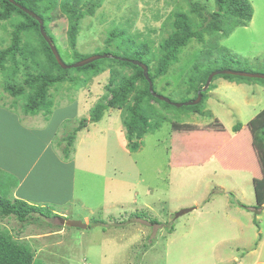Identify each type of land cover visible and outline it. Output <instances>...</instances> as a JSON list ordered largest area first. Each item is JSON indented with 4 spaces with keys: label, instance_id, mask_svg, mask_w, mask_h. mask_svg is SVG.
Returning <instances> with one entry per match:
<instances>
[{
    "label": "rangeland",
    "instance_id": "374dc122",
    "mask_svg": "<svg viewBox=\"0 0 264 264\" xmlns=\"http://www.w3.org/2000/svg\"><path fill=\"white\" fill-rule=\"evenodd\" d=\"M69 1L84 14L79 22L75 48L72 49L68 41L71 20L58 5L49 12L46 25L62 62L69 66L79 62V58L110 55L94 64L102 70L98 74L85 68L60 70L50 60L35 28L22 33L23 64L17 56L19 64L15 75H12L14 66L9 61L4 63V72L0 71L2 198L11 199L10 193L18 180L10 173L20 172L19 167L36 162L35 166L52 168L47 162L50 152L60 151L63 155L62 138L79 120L88 118L90 109L106 93L111 75L118 81L133 73V69L113 63L109 58L122 59L128 47L132 50L149 48L151 56H158L162 40L172 32L176 12L185 13L197 30L203 18L192 11L191 4L204 5L209 13L215 10L214 0ZM248 1L252 8H261L255 9L258 25L253 10L250 25L234 29L224 39L216 35L214 38L228 54L212 51L213 62L208 71L239 69L264 75V26L261 27L264 25V0ZM94 3L99 7L91 13L88 7ZM20 4L26 9L31 7L28 3ZM38 11L41 13L40 8ZM21 22L28 23L19 14H14L9 21H0V50L10 45L13 25ZM109 38L113 40L111 44H108ZM212 39L207 34L203 42L192 39L180 51L178 60L169 66L167 74L154 80L156 95L178 104L191 99L193 94H187L188 70L207 53ZM127 41L130 43L126 44ZM140 55L143 61L148 57ZM23 65L32 74L45 71L66 77L65 82L49 88L48 102L52 108L48 117L42 112L36 117L25 113L23 108L29 89L15 97L3 90L8 81L21 83ZM218 80L223 78L214 79ZM212 83L211 80V88ZM242 85L243 88L234 85L218 92L208 91L207 103L218 117L217 123L210 128L198 125L208 123V117L194 114L186 107L171 106L164 110L161 104L149 102L157 110V116L163 114L167 121L145 135L136 152H130L127 147L123 126L125 114L107 110L104 121L110 115L111 131L102 139L86 141L77 150L76 157L79 165L86 168L81 177L87 179V185L92 181L88 203L96 210L90 214L80 202L59 209L58 204L51 203L57 207H48L55 212L65 210L67 215H51L48 219L35 216L25 223L14 217L0 216V232L7 231L15 240L26 243L34 253L35 264H264V148L253 145L257 130L264 127V83L251 79ZM217 93L220 97L215 99L213 95ZM246 96H252L253 109L260 114L248 125L250 132L246 129L238 134L232 127L233 137L228 138L223 128L228 130L230 115L234 125L240 122L238 118L243 124L250 120L245 107L247 101L244 102ZM228 103L236 106L235 109L229 108ZM203 110L210 112L207 108ZM97 132L91 128L89 136ZM250 151L256 156L254 161L248 159L241 163L240 155H244L241 152ZM100 157L106 159L104 169L113 175L112 183L116 186H110V180L107 186L100 171L97 174L89 171L97 169L96 160ZM46 175L42 182L38 179L34 187L26 189L29 199L37 201L44 194L48 196L58 181L63 180L56 172L48 171ZM100 201L106 202L105 207L97 206ZM113 201L121 206L112 205ZM191 207V212L175 217L181 209ZM85 217L89 219L85 230L68 228L59 221L84 223Z\"/></svg>",
    "mask_w": 264,
    "mask_h": 264
},
{
    "label": "trees",
    "instance_id": "16d2710c",
    "mask_svg": "<svg viewBox=\"0 0 264 264\" xmlns=\"http://www.w3.org/2000/svg\"><path fill=\"white\" fill-rule=\"evenodd\" d=\"M14 2L20 4L21 2L30 5L28 9L36 13L42 21L43 27L49 38L50 36L47 30L48 14L57 5L60 11L68 16L70 22L68 31V41L71 48L74 49L76 46V36L79 28V22L83 18V13L77 11L75 7L70 5L69 0H62L57 3V0H13ZM28 3V4H27ZM41 4V7L38 6ZM215 10L213 12H207L204 5L197 3L191 4V9L198 17L203 18L202 26L197 30L193 28V23L190 21L188 16L183 12H176L174 14V20L172 23V32L162 40L159 47V55L151 56L150 50L145 46V49H135L132 50L130 47L127 48V52L121 56L122 59L109 58L113 63L121 64L123 67L133 69V73L129 76H122L118 81L114 80V75L108 80V84L105 87L106 93L99 98L97 103L90 109L88 119L79 120L78 124L62 138L64 146L62 148V153L64 158L68 159L73 153L74 142L77 133L85 128L88 123H97L101 120L104 111L106 110H119L125 114L123 118V126L125 128V138L127 140V147L130 152H136L140 149L142 138L148 133L156 130L161 126L162 123L167 121L165 115L157 116V110L154 109L149 102L159 103L162 105V109H170L172 105L164 103L158 100L156 97L149 92L148 83L145 81L142 70L132 65L128 60H137L148 67V76L152 84L154 80L158 77L167 74L169 66L178 60V55L180 51L187 46V44L192 40L196 39L199 42H203L204 34L211 36L212 42L209 43L208 51L205 55L200 58L192 67L188 70V75L186 79V84L188 86L187 94L192 93L193 96L187 101L196 98L197 93L201 91L202 87L205 85L208 75L212 71H208V66L212 64L211 60L212 51H216L220 54H228L227 49L221 47L218 42L216 35L220 38H227L230 33L238 28L245 27L249 24L253 16V9L248 0H214ZM21 5V4H20ZM98 3L89 5L88 11L93 12L95 7H99ZM39 8L41 13H39ZM37 10V12H36ZM14 14H19L23 16L28 23L21 22L15 23L13 25V31L11 34V43L6 49L0 50V71L4 72V63L9 61L13 64L12 75L18 71V59H22V55H25L24 49L21 44V35L29 29H36L37 34L43 43L45 50L48 53L50 60L53 61L54 65L60 69L59 65L56 63L54 56L47 43L42 38L38 23L29 15L22 12L13 4L9 3L7 0H0V21H9ZM121 34V33H120ZM112 39H108V44L112 43ZM130 43L127 41L126 44ZM130 50V54L128 51ZM108 56L109 53H106ZM148 56L145 61L140 55ZM76 55H78L76 53ZM79 57V55H78ZM85 58V57H84ZM83 58H79L81 60ZM105 59L97 60L91 64L85 65L77 69L92 70L94 74L100 73L102 70L98 67H94V64L101 62ZM215 60V59H214ZM153 63L155 64L153 67ZM151 69V70H150ZM29 68L23 65V78L20 84H15L13 82H6L4 84L3 90L9 93L11 96H21L24 90L29 89V95L23 110L26 114L36 115L42 112L44 117L49 116L52 106L48 102L49 98V88L56 84L65 82L63 75H51L50 72L39 71L36 74H32ZM69 70V69H66ZM242 71V70H237ZM216 78H223L226 80L235 81H250V78L237 77L232 75H218L213 77L212 81ZM13 81V79H9ZM264 83V80L256 79ZM141 83V86H137ZM153 92L156 93L154 86L152 87ZM211 89V84L209 88L202 92L201 102L195 106H188L192 113L198 114L200 116L209 117V112H205L204 103L207 99V93ZM170 100V99H169ZM172 102V100H170ZM170 106V107H169ZM184 107V106H182ZM239 124L234 128V131H238ZM255 134L253 145L258 148V145L264 148V127L257 130ZM258 135V136H257ZM261 141V144L259 143ZM0 183H3L0 180ZM52 209L49 207H42L28 204L25 201L13 200L10 201L7 198H2L0 196V216L3 218L14 217L18 222L25 223L29 218L35 216L48 219L52 213ZM154 225L158 224L156 220H150ZM172 230V229H170ZM34 253L30 247L21 241L15 240L7 231L0 232V264H35Z\"/></svg>",
    "mask_w": 264,
    "mask_h": 264
},
{
    "label": "crops",
    "instance_id": "0c3cea01",
    "mask_svg": "<svg viewBox=\"0 0 264 264\" xmlns=\"http://www.w3.org/2000/svg\"><path fill=\"white\" fill-rule=\"evenodd\" d=\"M252 9L253 10H255V9L261 10V8L257 9L256 6L253 7ZM256 10H255V22L258 25V22L256 21V17H257ZM252 21H253V18L249 22V25L252 23ZM262 26H264V25L262 24L261 27ZM242 82H244V81H229L226 79L218 80V81L213 80V83H212L213 86H212L211 90H217V92H218V90H220V89H223L225 87H231L234 85H237V88H243ZM245 86L248 87L247 85H245ZM213 96L215 97V99H218V97H220L218 95V93L216 96L215 95H213ZM250 97H252V96H250ZM250 97L246 96L245 101H244V102L247 101V103L245 104L246 106L245 105L244 106L246 107V111L249 114L250 120L248 121V123L243 124L241 122L240 118H238L240 122L236 123L234 125L233 124V117H232V115H230L231 121L227 122L229 132L225 127L223 128V134L227 135L228 138L233 137L231 134L233 133L234 128H233V130H231L232 127H235L237 124L240 125L238 131H236V133L238 132V134L245 132L246 129L248 131V125L250 123H253L254 120L256 121L257 115L260 114V112L257 113L256 110L253 109L254 108V102H252V98H250ZM208 98H209V96L207 97V99L204 103V109L207 108V110L210 111L209 112L210 116L208 117L209 121H208V123H205V124H202V123L198 124L201 127L203 125L204 128H210L211 126L214 125V123L216 124L218 121V119H217L218 117H216L214 112L212 111V107H211L210 103H207ZM229 102H232V101H229ZM216 105L217 106L219 105L218 102L216 103ZM228 106L232 110L235 109L234 107H236V106H231L230 103H228ZM105 112L107 113V110L104 111L103 116L99 122L88 123L85 126V128H83L82 130H80L77 133L76 139L74 142L73 153L71 154V156L68 159L64 158L63 155L61 156L60 151H57V152L51 151L49 154L50 161L48 160L47 162L50 163V166L52 168H46L44 166H38V165L35 166L36 162L35 163L30 162L27 164V163H24L25 160H21L23 162V164H27V165H23V166L19 167L18 169H20L19 170L20 172L17 171L15 173H10V174H14L18 181L16 183H14L13 189L11 188V186H9L7 188L8 192H10V190L12 189V191L10 193L11 199H8V200L13 201V200L17 199V200L25 201L31 205L42 206V207H45L43 205H47L46 207L53 206V205H51V203H56L59 205L58 209L62 208V207H69L70 205L75 206V205H73L74 202H78V203L80 202L83 209L87 210L88 213L92 214L94 212V210H96V208L95 209L92 208V206L90 205V202L88 203V200L90 201V196H91L90 193L92 190L91 189L92 181L89 180V182H88L89 184L87 185V179L83 180V178L81 176H84V172H82V170H84L86 168L79 165L78 161H76V157H77V150L80 149L83 145H85L86 141H93L95 139H102L105 137L104 135L107 134L108 131H111L110 128H112V127H111L110 123L112 121V118L109 115L108 120L104 121ZM206 112H208V111H206ZM25 116H27V115H25ZM32 117H36V115L32 116ZM26 118L29 119V117H26ZM91 128L96 129L98 131L97 134H95V133L93 134V137L89 136V129H91ZM248 132H250V129ZM252 152L255 154V151L253 149H252ZM241 153H244V155H240L241 156L240 157L241 163H242V161L247 162L248 159H249L248 161H254V159L256 158V156L251 155V151L250 152H241ZM61 154H62V150H61ZM54 159H55V164H54ZM99 165L101 166V168L99 167ZM106 165H107L106 159L100 157L99 159L96 160V168L97 169L96 170L89 169V171H91V172L94 171L95 174H97L98 171H100V173L103 175V179L105 181V184L107 183L106 184L107 186L109 184V180H110V184H109L110 186H116L117 185L116 183H112V181L114 180L113 175L108 174L106 172V170L104 169L106 167ZM48 171L50 173H53V174H54V172H56L61 178H63L62 182L58 181L56 187L51 191V193L48 196L44 194L37 201L29 199L28 196L26 195V189L28 187H31V186L34 187L36 185V180H38V179L42 182V180L47 177L46 173ZM9 180L11 181V183H10V185H11L12 184L11 177L9 178ZM106 181H108V182H106ZM87 186H88V188H87ZM82 195H84V196L82 197ZM82 201H85L86 204ZM111 204L114 206H116V204L120 205L117 201H113V203H111ZM105 205H106V202L102 203V201H100V203L97 204V206H99V207L102 206V208L105 207ZM53 207H57V206H53ZM51 209L53 210L52 213L54 215L61 216V217H65L67 215V212L65 210L60 211V212H55L53 208H51ZM88 220L89 219L87 217L83 218V221H84V223H86V225L88 224ZM59 221L63 222V221H65V219H59ZM80 230H85V229H80ZM63 231H64V228H61L60 232H63Z\"/></svg>",
    "mask_w": 264,
    "mask_h": 264
},
{
    "label": "water",
    "instance_id": "95a60500",
    "mask_svg": "<svg viewBox=\"0 0 264 264\" xmlns=\"http://www.w3.org/2000/svg\"><path fill=\"white\" fill-rule=\"evenodd\" d=\"M7 1L9 3L13 4L14 6H16L18 9H20L25 14L29 15L30 17H32L38 23L39 32H40L42 38L44 39V41L47 43L48 47L50 48V50L52 52V55L55 58L56 63L59 65V67L61 69L66 70V69L80 68V67H83L85 65L91 64V63H93V62H95L97 60L104 59V58L108 57V56H91V57L82 59V60H80L79 62H77V63H75L73 65H69V66L65 65L62 62L56 47L53 45L52 40L49 38V36L45 32L44 27H43L42 19L38 15H36L35 13L31 12L30 10L18 5L13 0H7ZM116 59H118V58H116ZM128 62L131 63L132 65H135V66L139 67L142 70L143 76L145 78V81L148 83L149 92H151L154 97H156L158 100L163 101L164 103L170 104V105H172L174 107H182V106L188 107V106H195V105L199 104L201 102V99H202V92H204L208 88V86H209L211 80L213 79V77L218 76V75H232V76H237V77L264 80V75H261V74H254V73L242 72V71H231V70L215 71V72H212V73H210L208 75V77L206 79V82H205V85L203 86L201 91H199L197 93V96H196L195 99L178 104V103H172L168 98L161 97L159 95H156L155 92H153V89H152L153 84H152L151 80L149 79L148 67L146 65H144L143 63L138 62V61H130V60H128ZM192 210H193V208L181 209L180 211H178L175 214V217L178 218V217H180V216H182L184 214H187V213L191 212ZM62 223L64 224V226L69 227V228L86 229V224H84L82 222H78V221H63Z\"/></svg>",
    "mask_w": 264,
    "mask_h": 264
}]
</instances>
